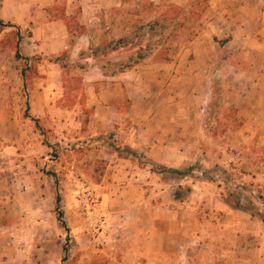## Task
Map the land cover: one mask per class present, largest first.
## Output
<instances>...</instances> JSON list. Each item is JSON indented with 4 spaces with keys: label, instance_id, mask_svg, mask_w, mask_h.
<instances>
[{
    "label": "rangeland",
    "instance_id": "obj_1",
    "mask_svg": "<svg viewBox=\"0 0 264 264\" xmlns=\"http://www.w3.org/2000/svg\"><path fill=\"white\" fill-rule=\"evenodd\" d=\"M51 1L56 3L53 11L46 8L47 18L64 17L71 22L69 41L88 34L91 48L85 57L73 48L57 56H25L34 47L33 23L0 26V264L124 261L115 251L116 232L100 191L88 184L73 157L79 126L67 140L50 115L35 121L28 112L29 88L40 71L55 64L65 75L61 100L82 102L86 56L109 72L176 60L174 68H155L154 78H141L147 92L146 86L170 106L166 119L175 118L182 137L158 142L167 151L153 152L165 155L153 156L149 146L130 158L157 174L150 181L155 184L145 185L144 200L175 207L183 224L185 248L171 264H257L259 243L264 251V25L256 32L233 27L219 37L208 30L202 37L209 0H97L94 12L87 8L82 14L84 0ZM8 6L13 11V3ZM120 37L126 45L117 43ZM43 39L38 34L36 41ZM174 83L175 91L167 87ZM90 111L76 110V123ZM163 189L166 199H159ZM87 193L100 202L102 227L91 226L82 209Z\"/></svg>",
    "mask_w": 264,
    "mask_h": 264
},
{
    "label": "crops",
    "instance_id": "obj_2",
    "mask_svg": "<svg viewBox=\"0 0 264 264\" xmlns=\"http://www.w3.org/2000/svg\"><path fill=\"white\" fill-rule=\"evenodd\" d=\"M263 2L264 0H209L206 10L208 24L201 36L205 37L208 30H212L219 37L226 29L233 27H249L256 32L264 25L261 18L264 13ZM12 3L13 11L8 12V5L11 7ZM54 3L51 0H32V3L3 0L0 18L20 27L27 22L33 23V36L29 39L33 40L34 47L25 56L36 53L48 57L52 54L57 56L63 50L73 48V54L85 57L83 52L91 48L89 35L81 34L75 37L74 42L69 41L71 22L68 23L64 17L52 20L47 18L46 8L50 7L53 11ZM84 3L86 6H82L81 14L87 8H93V12L97 8V0H84ZM83 24L86 28L89 26L87 22ZM38 34L44 38L42 41H36ZM24 45L25 43L23 48ZM45 59L46 57L43 61ZM84 60H90V63L81 72L86 87L82 102L69 105L61 100L66 89L65 75L55 64L53 69L40 71V77L29 88L28 112L37 119L50 115L49 118L62 129L67 140L73 139L70 132L76 125L79 126L78 147L73 157L88 184L100 191L102 206L116 232L113 235L115 251L124 254L122 264L176 262L174 256L182 252L185 248L183 242L187 239V235H183V224L177 219L175 207H165L158 201L154 203L144 200L145 185L155 184L150 181L157 174L147 167L132 164L130 158L133 155L137 157L136 152L149 146L152 147L153 156L165 155L159 150L153 152L155 147L166 150L159 146V141L180 142L182 139L178 127L180 125L175 118L166 119V109L170 111V106L166 107L164 101L160 102V95L146 86L150 91L147 92L141 79L146 73L154 78L158 74L155 68H174L177 62L175 60L169 66H151L149 63L145 66L147 61H143L135 68L127 67L119 72H109L104 65L96 63L94 56H86ZM179 77L181 75L174 76V79H180ZM167 87L174 91L176 89L175 83L174 87L170 84ZM83 108H90L91 111L84 122L82 119L76 123L75 111ZM172 108L173 111L177 109L175 104ZM167 192V189L160 190L156 196L166 199ZM170 199L175 204L174 195ZM139 256L141 261L140 258L135 261L134 257ZM256 261L257 264H264L261 243L257 247Z\"/></svg>",
    "mask_w": 264,
    "mask_h": 264
},
{
    "label": "built area",
    "instance_id": "obj_3",
    "mask_svg": "<svg viewBox=\"0 0 264 264\" xmlns=\"http://www.w3.org/2000/svg\"><path fill=\"white\" fill-rule=\"evenodd\" d=\"M81 185L84 184L82 183ZM90 194L91 193L84 194L83 199L81 200L82 209L85 211L91 226L98 227L100 225L102 227L104 219L102 218V215H100V202Z\"/></svg>",
    "mask_w": 264,
    "mask_h": 264
},
{
    "label": "trees",
    "instance_id": "obj_4",
    "mask_svg": "<svg viewBox=\"0 0 264 264\" xmlns=\"http://www.w3.org/2000/svg\"><path fill=\"white\" fill-rule=\"evenodd\" d=\"M10 24H11V23H6L3 19L0 18V26H9ZM150 29H151V30H154L152 27H150ZM154 31H155V30H154ZM117 43H120V44L123 45V46L126 45L125 38H124V37H120V39H118ZM131 44H133V43H131ZM114 48H115V47H114ZM146 48L149 49V50L152 49L150 45H147ZM115 49H116V48H115ZM164 50L167 51V50H168V47H167V48L165 47V48L163 49V51H164ZM163 51H162L161 53H164ZM17 56L22 57V55H20V51L17 52ZM138 58H139V59H142V58H144V55L141 53V54L138 55ZM27 116H30V115L27 113ZM32 118H33V117H32ZM33 120L38 121L37 118H33ZM175 172H176L177 174H181V170H178V169H177V170H175ZM236 208H241V207H240V206H237ZM263 221H264V220H263ZM63 224H64V222H63Z\"/></svg>",
    "mask_w": 264,
    "mask_h": 264
}]
</instances>
